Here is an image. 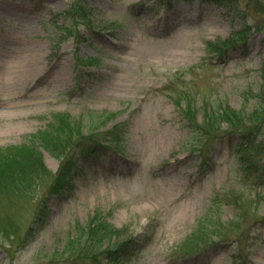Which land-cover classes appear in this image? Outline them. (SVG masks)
Instances as JSON below:
<instances>
[{
  "label": "rangeland",
  "instance_id": "obj_1",
  "mask_svg": "<svg viewBox=\"0 0 264 264\" xmlns=\"http://www.w3.org/2000/svg\"><path fill=\"white\" fill-rule=\"evenodd\" d=\"M226 1L0 0V167H42L0 264H264V0Z\"/></svg>",
  "mask_w": 264,
  "mask_h": 264
},
{
  "label": "trees",
  "instance_id": "obj_2",
  "mask_svg": "<svg viewBox=\"0 0 264 264\" xmlns=\"http://www.w3.org/2000/svg\"><path fill=\"white\" fill-rule=\"evenodd\" d=\"M211 1L216 2L218 4L228 3L226 0H211ZM234 1L239 2L238 0H234ZM242 9H244V8L242 7ZM241 34H243L241 32V30H240V32H237V36L239 38H243L241 36ZM242 42L244 43V41H242ZM229 45H233V43H231ZM222 49L226 50V46H224V48H223L222 44H221L218 47V50H216V52H218V51L220 52ZM222 54L223 53H221L220 55H222ZM243 130H244V132L248 133L250 128L246 127ZM46 142L48 143V140ZM62 143H63V141L60 142L58 145H61ZM95 143L99 144L98 147L100 146V142H95ZM55 145H57V144H55ZM100 147H99V149H97L98 152L100 150ZM66 150L67 149H65L64 151L60 150L59 154H57V156L62 157L63 153ZM24 151H25V149H21L19 152H15L16 155L11 157L5 165L0 167V193H3V195L6 194L7 188H12V190H11L12 193L16 192L17 188L19 186H21V188L24 190L27 189V187H29V189H31V181L30 182L27 181V178H26L27 173H29L30 175H33L35 173H39L40 169L42 168L37 163L34 162L33 156H30L29 154L25 155V154H27V152H24ZM52 152H55V150L52 149ZM88 152H89V154H91V153L95 154V151H93V152L88 151ZM65 154H66V152H65ZM68 155H69L68 160L63 161L61 163L58 174H57L55 182H54V185L52 187V190L56 193H59L61 191V189L65 186L69 187L70 184L66 181L69 178L73 177L72 174H73V170L76 166L77 158L74 159V158L70 157V154H68ZM65 156H67V155H65ZM27 171H29V172H27ZM3 181H7V184L3 185ZM20 195L24 196V194H20ZM41 216H43V217H41ZM45 218H47V217H44L43 214L39 213L35 222L36 223H40V222L43 223L45 221ZM30 231L31 230H29V232ZM108 233H109L108 238H110L111 232H108ZM100 236L101 235H99L98 238ZM76 238L79 241V245L81 243V248H79L78 253L82 254L83 258H95V259H93L94 263L100 259L101 256L98 257L99 255H101V252L98 249L99 248V241H100V239L104 240V238H100L98 241L95 238L94 239L91 237L88 238L87 229L82 230L81 235L79 237H76ZM121 252H124V251H121ZM89 253H91V254L89 255ZM112 255H114V254H112ZM116 263H119V262H116Z\"/></svg>",
  "mask_w": 264,
  "mask_h": 264
}]
</instances>
